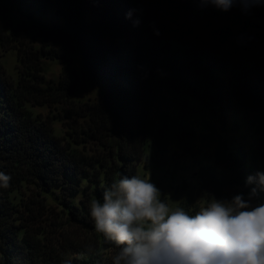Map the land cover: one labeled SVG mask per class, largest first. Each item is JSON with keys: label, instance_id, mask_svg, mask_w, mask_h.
<instances>
[{"label": "trees", "instance_id": "16d2710c", "mask_svg": "<svg viewBox=\"0 0 264 264\" xmlns=\"http://www.w3.org/2000/svg\"><path fill=\"white\" fill-rule=\"evenodd\" d=\"M22 1L28 13L13 23L18 2L0 0V171L11 176L0 188V264H114L123 246L95 230L91 200L102 202L112 183L134 175L156 182L166 198L186 175L180 158L195 141L215 144L201 160L190 152L201 162L196 188H211L223 201L248 198L256 185L247 177L264 173V69L238 65V28L254 30L264 6ZM50 10L59 23L36 18ZM209 10L220 25L201 26V39L192 35L201 43L186 47L192 20L203 24L198 14ZM11 50L16 83L1 62ZM42 59L59 61L57 82L46 84ZM87 90L99 100L84 96ZM51 105L63 111L61 122L74 120L63 137L33 111ZM238 112L258 117L247 121ZM252 203H264V192ZM67 227L80 241L64 242Z\"/></svg>", "mask_w": 264, "mask_h": 264}, {"label": "clouds", "instance_id": "9594fccd", "mask_svg": "<svg viewBox=\"0 0 264 264\" xmlns=\"http://www.w3.org/2000/svg\"><path fill=\"white\" fill-rule=\"evenodd\" d=\"M229 10L264 6V0H205ZM11 176L0 171V188ZM255 184L230 201L214 200L194 215L172 209L160 199L149 178L122 176L93 199L89 212L95 230L120 248L114 264H264V203H252L264 192V173L247 177Z\"/></svg>", "mask_w": 264, "mask_h": 264}, {"label": "rangeland", "instance_id": "374dc122", "mask_svg": "<svg viewBox=\"0 0 264 264\" xmlns=\"http://www.w3.org/2000/svg\"><path fill=\"white\" fill-rule=\"evenodd\" d=\"M19 4V6L16 7V11L14 13V16L12 15L13 23L18 22V18L21 17V13H28V5L23 2L22 0H16ZM198 16H203L206 18L203 24L200 23V20L193 19L192 22L196 23L192 27L193 33L190 35L191 39L188 43L185 44L186 47L190 48H197V44L201 43L199 31L200 27H205L210 30L216 29L215 27H218L220 25L219 21L212 17V11L209 10L207 12H204L202 14H198ZM37 19H39L42 23L48 25L51 23V21L54 22H60V19L55 17L54 13L50 10L47 15L44 16H36ZM254 30L251 29H239L238 28V65L245 64L249 66L250 68H258L259 70L264 69V18H256V20H253ZM193 34H196L197 38L193 39ZM233 51V49H230ZM230 56H233L231 53H228ZM1 62L3 65V68L5 69L7 75L10 77V79L16 83L18 80V73H17V67H18V59H17V52L15 50H11L7 53H4L1 57ZM42 74L45 78L46 84H50V82H57L59 79V73L61 70V66L59 61H50V60H44L42 59L40 62ZM45 84V85H46ZM85 85V84H84ZM86 86V85H85ZM86 97H89L90 99L99 100L98 94H96L95 91H85L83 94ZM70 109V107H62V110L64 109ZM54 106L47 107H36L33 111L36 114L41 115L46 122L50 125H52L55 134H57L60 137L65 136V129L68 127H72L74 125V120H63L61 122L60 120L62 117L64 118L65 115L62 113L56 114L54 111ZM239 117H243L245 120L254 119L257 118V115H253L251 113L245 114L244 112H238ZM53 117H57V119H54ZM231 122H228V128H230ZM224 128V127H223ZM196 143L195 147L190 150V152H197L196 158L201 160V157L203 156H209V148L211 151L213 150L215 144H203L202 146L199 144V141H195ZM216 143V140H215ZM90 148L95 149L94 144H90ZM190 152H186V154L182 155L185 157V159L180 158L181 164L186 167V175H181L178 177V182L173 183V186L168 190L169 194L166 196V198H163L164 196L160 192V199L162 202H165L169 205L170 208L175 209L177 207L183 208L186 212H188L190 215H194L197 211H199L202 207L207 206L209 203H211L214 200H222V199H216L214 191L211 190V188H207L206 192H202L198 188H196V180L193 178H199V170H200V163L201 162H195L193 159V154L191 155ZM192 156L193 159L190 157ZM207 158L206 160H208ZM205 162L203 163V165ZM142 172V169H140ZM147 178V176H146ZM182 180H185V189H182ZM153 184H156V182H152ZM159 190L160 188L157 187ZM192 193V194H191ZM191 194V198H189L187 202L188 195ZM223 201V200H222ZM185 202H187L185 204ZM64 236V242L65 243H76L80 241V237H78L77 231L74 230V228L67 227L63 231Z\"/></svg>", "mask_w": 264, "mask_h": 264}]
</instances>
